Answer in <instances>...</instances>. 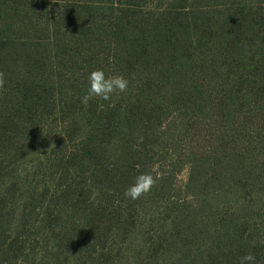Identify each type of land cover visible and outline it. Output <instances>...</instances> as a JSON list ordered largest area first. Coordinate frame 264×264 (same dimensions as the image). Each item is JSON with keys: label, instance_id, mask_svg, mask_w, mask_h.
Segmentation results:
<instances>
[{"label": "trees", "instance_id": "obj_1", "mask_svg": "<svg viewBox=\"0 0 264 264\" xmlns=\"http://www.w3.org/2000/svg\"><path fill=\"white\" fill-rule=\"evenodd\" d=\"M158 1L0 0V264H264V0Z\"/></svg>", "mask_w": 264, "mask_h": 264}, {"label": "clouds", "instance_id": "obj_2", "mask_svg": "<svg viewBox=\"0 0 264 264\" xmlns=\"http://www.w3.org/2000/svg\"><path fill=\"white\" fill-rule=\"evenodd\" d=\"M129 86V81L122 75H106L102 68L94 69L88 73L87 76V91L81 99V103L87 102L93 98L98 97L101 100H109L114 93H124ZM154 180L150 174H141L135 178V182L131 184L124 191V196L136 200L143 193L150 190ZM256 258L247 253L240 257L239 264H255Z\"/></svg>", "mask_w": 264, "mask_h": 264}, {"label": "rangeland", "instance_id": "obj_3", "mask_svg": "<svg viewBox=\"0 0 264 264\" xmlns=\"http://www.w3.org/2000/svg\"><path fill=\"white\" fill-rule=\"evenodd\" d=\"M162 2H164V0H161L160 2L158 1V6H160V3H162ZM156 5L157 4L155 3V6ZM182 179H184V176L180 175V178L178 179V181H181ZM107 244H108V246H112V244L110 242H108ZM113 244H114V246H116V245H119L120 243H117L116 244V242H113ZM85 253H87V251ZM80 263H81V261H80ZM95 264H117V263L114 262V261L104 262L103 260H101L100 263L99 262H96Z\"/></svg>", "mask_w": 264, "mask_h": 264}]
</instances>
